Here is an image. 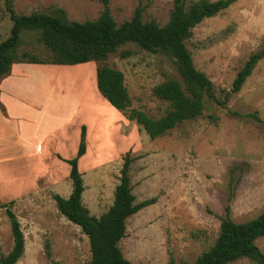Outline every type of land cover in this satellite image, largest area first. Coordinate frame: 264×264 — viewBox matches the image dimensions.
<instances>
[{
    "label": "rangeland",
    "instance_id": "374dc122",
    "mask_svg": "<svg viewBox=\"0 0 264 264\" xmlns=\"http://www.w3.org/2000/svg\"><path fill=\"white\" fill-rule=\"evenodd\" d=\"M138 5L143 7L144 20L163 25L173 0L108 1L117 23L129 19ZM13 7L18 14L49 13L60 7L68 20L84 21L97 18L103 4L101 0H14ZM11 25L0 0V41L9 35ZM186 46L195 67L209 77L216 97L222 99L221 88L229 90L249 55L264 46V0H236L204 18L192 28ZM25 51L38 58L49 55L35 31L22 33L20 57ZM121 51H128V55L121 57ZM98 63L54 65L64 69L52 71L49 76L57 77L53 85H57L58 92L76 95L80 104L88 103L89 115L93 116L94 121L88 124V154L79 168L84 183L82 202L90 214L99 216L111 205L127 151L136 156L130 169L135 202L156 197L154 203L126 220V235L119 246L127 259L135 264H169L170 259L174 264L193 263L217 235L230 184L234 185L233 220L244 221L264 210V128L248 115L257 112L264 120V58L224 107L205 98L202 116L186 120L155 139L100 94L96 86ZM103 63L123 73L131 107L152 117L164 113L167 104L156 98L152 89L177 77L167 56L128 43ZM50 83L53 80H39L43 89ZM209 115L217 119L213 121ZM76 128L73 126L71 140L64 144V153L71 157L76 155ZM232 168L236 180L229 183ZM62 174L53 185L48 182L38 191L13 198L11 207L25 240L23 254L15 264H51L46 245L52 258L61 264H84L90 259L87 236L60 214L52 198L53 193L67 197L71 192V181L64 170ZM2 196L0 204L11 200ZM255 242L264 252V236ZM11 246L9 221L0 207V254ZM228 264L257 263L242 258Z\"/></svg>",
    "mask_w": 264,
    "mask_h": 264
},
{
    "label": "trees",
    "instance_id": "16d2710c",
    "mask_svg": "<svg viewBox=\"0 0 264 264\" xmlns=\"http://www.w3.org/2000/svg\"><path fill=\"white\" fill-rule=\"evenodd\" d=\"M108 1L101 0L103 7L97 18L75 21L68 20L65 10L60 7L49 13L18 14L13 7L14 0H3L12 25L9 35L0 41V80L10 72L15 62L64 65L102 62L96 67V86L100 94L127 119L134 120L150 139H155L186 120L202 116L205 98L224 107L231 95L241 89L255 65L264 58V46L252 52L236 72L231 88H221L223 98L218 99L209 77L195 67L186 40L192 28L204 18L226 9L236 0H173L169 18L163 25L153 20H144V10L140 5L136 6L129 19L117 23L110 13ZM24 31L37 32V40L49 50L48 57L38 58L26 51L20 57L19 47ZM128 43L147 52L167 56L175 67L176 78L166 79L152 89V94L167 104L166 110L159 117H152L143 110L131 107L123 73L103 63L110 54ZM120 55L126 57L128 51H121ZM248 115L261 122L264 128V120L257 112ZM208 117L213 121L217 119L212 115ZM85 152L86 127L82 125L76 155L70 159L58 156L70 166L68 177L72 188L68 197L52 194L56 207L66 219L79 226L88 238L91 256L84 264H135L123 255L119 242L126 235L127 218L154 203L156 197L135 202L130 169L136 156L127 151L122 158L119 181L115 185L111 205L99 216L90 214L82 202L84 183L78 167V160ZM233 180L235 182L236 179L232 168L229 183ZM228 187L214 241L193 263L187 264H228L242 258L264 264V252L255 242L264 236V210L244 221L233 220L231 201L234 185ZM13 202L11 199L0 204L8 218L12 236V246L8 252L0 254V264H15L24 251V234L11 207ZM46 254L51 264H61L52 258L49 245H46ZM169 264H174V261L170 259Z\"/></svg>",
    "mask_w": 264,
    "mask_h": 264
},
{
    "label": "crops",
    "instance_id": "0c3cea01",
    "mask_svg": "<svg viewBox=\"0 0 264 264\" xmlns=\"http://www.w3.org/2000/svg\"><path fill=\"white\" fill-rule=\"evenodd\" d=\"M80 64L84 63L74 65ZM54 65L64 64L13 63L10 73L0 80V197L24 196L48 182L57 183L63 170L68 175L69 164L58 156L72 158L64 153V144L71 140L70 131L77 127L75 152L80 126L88 129L94 121L88 103L80 104L76 95H64L53 85L58 79L49 74L64 69ZM39 80L53 83L43 89ZM87 152L79 158V168Z\"/></svg>",
    "mask_w": 264,
    "mask_h": 264
}]
</instances>
